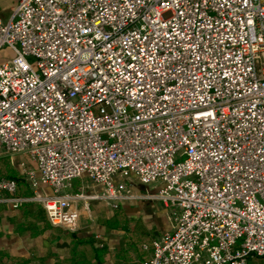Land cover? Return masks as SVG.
Wrapping results in <instances>:
<instances>
[{"label": "built area", "instance_id": "built-area-1", "mask_svg": "<svg viewBox=\"0 0 264 264\" xmlns=\"http://www.w3.org/2000/svg\"><path fill=\"white\" fill-rule=\"evenodd\" d=\"M0 53L29 188L0 171V204L75 231L92 201L157 200L171 229L131 264L264 258V0H17Z\"/></svg>", "mask_w": 264, "mask_h": 264}, {"label": "crops", "instance_id": "crops-1", "mask_svg": "<svg viewBox=\"0 0 264 264\" xmlns=\"http://www.w3.org/2000/svg\"><path fill=\"white\" fill-rule=\"evenodd\" d=\"M16 3L0 0L4 20L11 17ZM21 159L18 155L0 157V171L19 181V193H28L21 177ZM42 188L52 192L48 186ZM135 189L145 192L154 187L138 183ZM170 229L169 211L152 199L126 201L119 208L92 201L91 215L82 216L75 231L53 225L40 204L19 208L0 204V264H131L149 259L152 240ZM248 264H264V258H253Z\"/></svg>", "mask_w": 264, "mask_h": 264}, {"label": "rangeland", "instance_id": "rangeland-1", "mask_svg": "<svg viewBox=\"0 0 264 264\" xmlns=\"http://www.w3.org/2000/svg\"><path fill=\"white\" fill-rule=\"evenodd\" d=\"M165 16L168 17L169 16V13H166Z\"/></svg>", "mask_w": 264, "mask_h": 264}]
</instances>
